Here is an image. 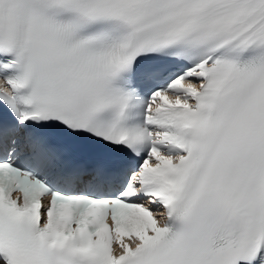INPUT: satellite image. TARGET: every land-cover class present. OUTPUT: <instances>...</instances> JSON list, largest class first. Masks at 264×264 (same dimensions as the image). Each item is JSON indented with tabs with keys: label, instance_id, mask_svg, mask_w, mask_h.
<instances>
[{
	"label": "snow or ice",
	"instance_id": "6c2138e0",
	"mask_svg": "<svg viewBox=\"0 0 264 264\" xmlns=\"http://www.w3.org/2000/svg\"><path fill=\"white\" fill-rule=\"evenodd\" d=\"M0 264H264V0H0Z\"/></svg>",
	"mask_w": 264,
	"mask_h": 264
}]
</instances>
